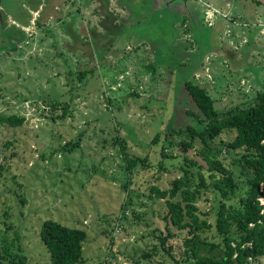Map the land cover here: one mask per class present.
<instances>
[{
	"label": "rangeland",
	"instance_id": "rangeland-1",
	"mask_svg": "<svg viewBox=\"0 0 264 264\" xmlns=\"http://www.w3.org/2000/svg\"><path fill=\"white\" fill-rule=\"evenodd\" d=\"M37 1L0 0V116L23 119L18 126L0 122V245L17 232L26 264H53L40 236L43 221L53 218L87 230L82 264H172L159 236L171 230L166 247L180 250L188 230L168 222L166 201L152 198L150 187H169L184 172L160 170L162 146L152 141L160 133L163 143L168 129L192 123L184 108L191 105L188 80L206 86L218 109L251 101L263 89L264 4L197 0L214 16L198 12L192 24L182 20L191 0H121L127 15L110 47L116 59L103 60L104 43L112 40L104 38L103 46L95 32L105 5L73 0L61 21L29 11ZM40 2L55 8V0ZM115 5L111 11L121 15ZM186 135L172 131L167 153H181ZM234 135L224 132L218 142ZM124 144L130 157L146 158L132 173ZM187 155L205 165L195 150ZM235 155L220 157L240 182L229 199L240 207L248 172ZM215 199L207 190L197 201L201 213L212 211L213 224ZM207 238L220 241L214 228ZM201 252L223 253L206 246Z\"/></svg>",
	"mask_w": 264,
	"mask_h": 264
},
{
	"label": "trees",
	"instance_id": "trees-1",
	"mask_svg": "<svg viewBox=\"0 0 264 264\" xmlns=\"http://www.w3.org/2000/svg\"><path fill=\"white\" fill-rule=\"evenodd\" d=\"M87 72L82 71L80 78ZM185 85L191 97V101H187L191 105L184 106L185 114L192 123L168 129L163 143L159 142L160 133L152 141L162 146L159 169L166 168L170 172L180 168L184 174L175 177L169 187L153 184L150 191L152 198L166 201L168 222L179 230H188V234L180 250L166 247L168 238L173 236L171 230L168 236H159L161 246L172 264H264V87L251 101L218 109L206 86L195 79L186 81ZM59 103L60 99H56L52 107H57ZM64 109L67 112V105ZM0 122L18 126L23 123V119L17 115H2ZM172 131L176 134L187 133V137L179 142L183 151L176 155L167 153V146L173 144L169 140ZM227 131L234 132L233 138L218 142ZM197 144L201 147L198 148ZM122 150L129 173H132L138 162L146 161V158L130 157L125 144ZM190 150L199 153L205 165L187 155ZM223 152L235 153L237 162L248 172L246 181L249 187L246 196L240 197V207L229 202L230 197L236 195L240 182L220 157ZM207 190L217 195L216 204L211 209L215 213V224L208 218L212 211L201 213L197 205L202 192ZM11 228L12 224L9 223L6 234ZM213 228L220 237L218 243L207 238ZM40 236L53 264H82L85 261L86 229L48 218L41 225ZM202 246L211 251L218 247L223 253L221 256L202 253ZM150 254L146 252L145 256ZM26 262L20 235L16 232L10 240L5 236L0 245V264Z\"/></svg>",
	"mask_w": 264,
	"mask_h": 264
},
{
	"label": "crops",
	"instance_id": "crops-1",
	"mask_svg": "<svg viewBox=\"0 0 264 264\" xmlns=\"http://www.w3.org/2000/svg\"><path fill=\"white\" fill-rule=\"evenodd\" d=\"M72 2H73V0H59V2H58V0H55V3H54L55 8L53 9V11L52 10H49L48 11L47 10V7H44L43 6L45 3L40 2V0H38L37 3H36V6L31 7V9L29 11H32L34 13L35 12H39L40 13V16H43V18L45 20H50L51 18H53L55 20H61L62 21L63 18L65 17V15H64V12L65 11H64L63 7H65V5H69ZM120 2H121V0H113V4H112V3H110V0H97V3L98 4L105 5V7H103V8L100 9V12H99L100 14H98L99 15V18L101 19V21H100L101 22V26H100L101 29L100 30L98 29L95 32V34L97 36H99V37L102 38L101 44L103 46H104V44H105V46H109V50H108L109 52H108V54L107 55H103V54L101 55L102 56L101 59H103V60H105L106 58H108L109 60H115L116 59V56L114 55V53H111L113 51L110 50V47H113L114 46V45H111V44H113V42H114V44H116L115 37L119 36L115 31H118V28L117 27L120 25L121 17L127 15L126 12H125V10H124V8H123V6H121L122 3H120ZM114 4H116L115 6H116V9L117 10L123 11V12H119L121 15H119L118 13H116V11H115V13L113 11H111L110 5H114ZM0 8H1V4H0ZM111 12L113 13V15H112ZM187 12L188 13H186V14L183 13L182 20H186V17H188L190 19V14H191L190 9H189V11L187 10ZM210 13L211 14L208 15V18H211V16H214L213 15L214 12H213V14H212V12H210ZM0 15H1V9H0ZM111 16H112V19L113 18L115 19L114 20L115 24L113 25L112 28L109 27V26H111V25H109L110 21L113 22V20L109 19ZM206 20H207V17H206ZM23 25H25L24 27H27L26 26L27 24H23ZM106 37L108 39H111L112 40V42H110V44H108V43H104L103 44V39L106 38ZM113 38H114V40H113ZM145 43H147L146 40H142L141 41V44H145ZM131 45L132 44H128V47L130 48ZM151 61H152V59H151Z\"/></svg>",
	"mask_w": 264,
	"mask_h": 264
},
{
	"label": "flooded vegetation",
	"instance_id": "flooded-vegetation-1",
	"mask_svg": "<svg viewBox=\"0 0 264 264\" xmlns=\"http://www.w3.org/2000/svg\"><path fill=\"white\" fill-rule=\"evenodd\" d=\"M234 1V0H233ZM242 1V0H241ZM187 3V2H186ZM191 4H192V7L191 8H189L190 9V12H191V14H190V21H191V23L193 24V22L194 21H196L195 19L193 20V16L196 14V13H198V14H204L205 16H204V19H206V17L210 14V13H208L207 12V10L205 9V8H202L203 6L201 5V4H199V2L197 1V0H191ZM206 4H208V3H206ZM199 10V11H198ZM217 12H220V11H218V10H216Z\"/></svg>",
	"mask_w": 264,
	"mask_h": 264
},
{
	"label": "water",
	"instance_id": "water-1",
	"mask_svg": "<svg viewBox=\"0 0 264 264\" xmlns=\"http://www.w3.org/2000/svg\"><path fill=\"white\" fill-rule=\"evenodd\" d=\"M254 1H259L260 3L264 4V0H254Z\"/></svg>",
	"mask_w": 264,
	"mask_h": 264
}]
</instances>
